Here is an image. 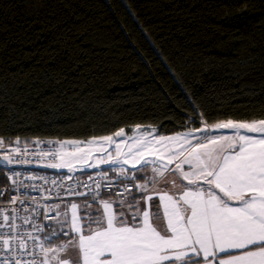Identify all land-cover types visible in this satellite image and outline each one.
<instances>
[{"label":"trees","instance_id":"1","mask_svg":"<svg viewBox=\"0 0 264 264\" xmlns=\"http://www.w3.org/2000/svg\"><path fill=\"white\" fill-rule=\"evenodd\" d=\"M193 103L264 119V0H0L5 144L171 135L201 126Z\"/></svg>","mask_w":264,"mask_h":264},{"label":"snow or ice","instance_id":"2","mask_svg":"<svg viewBox=\"0 0 264 264\" xmlns=\"http://www.w3.org/2000/svg\"><path fill=\"white\" fill-rule=\"evenodd\" d=\"M192 113L189 119L192 123L199 120L201 126L172 135H156L157 130L151 126L150 131H142L137 124L133 132L139 135L119 142L117 138L126 136L124 128L86 142H56L59 148L55 152L42 153L60 161L48 167H67L69 172L76 161L88 167H99L100 163L130 164L132 168L141 165L137 171L151 165L153 175L145 180L144 176L133 174L132 178L145 181L133 185L144 195L132 197L135 204H127L131 210L128 213L114 207L123 208V199H100L101 184L95 183L86 191L67 193L91 196V202L86 199L83 209L77 202H71L64 211L60 204L25 208L32 215L20 219L24 225H31V230L19 231L17 217L2 214L0 228L9 231L0 235V264H264V119H227L209 124L195 103ZM129 141L132 143L128 150L122 151L121 144ZM3 143L0 137V145ZM65 144L72 145L73 151H62ZM92 145H97L99 152H107L108 147L115 145L116 157L108 153L98 163L88 164ZM149 155L155 159H148ZM3 159L8 164L13 162L10 155ZM117 174L125 175V169L121 167ZM99 175L107 178V172ZM168 175L173 179L168 180ZM158 181L179 191L154 193L159 203L153 205L149 184L155 186ZM124 191L131 192V188L125 185ZM10 202L24 203L15 196ZM93 203L99 208L89 211ZM41 207L45 209L44 219L59 227L34 221L33 216L41 215ZM49 212L55 215L49 216ZM153 216L162 220L160 227L153 222ZM62 236L69 239L62 240ZM54 237L61 242L55 243ZM29 241L33 242L31 248ZM71 249L78 251L75 262L68 256Z\"/></svg>","mask_w":264,"mask_h":264},{"label":"built area","instance_id":"3","mask_svg":"<svg viewBox=\"0 0 264 264\" xmlns=\"http://www.w3.org/2000/svg\"><path fill=\"white\" fill-rule=\"evenodd\" d=\"M60 142L54 138H37L29 145L23 146H10L3 143L0 145V159L5 155H10L12 163L8 164L7 161L3 164L5 168V175L8 183L0 187V223H3L2 214L15 215L17 217L16 224L21 225L19 231L23 229L31 230V225H24L20 217L32 215L31 212H25L24 209H33L37 204L40 205H56L63 204L69 200L81 199L91 202V196L78 197L68 195L70 190L86 191L92 187L93 184H101L100 199L107 200H129L135 195L136 188L135 179L132 178L135 171L132 169H125V175H118L115 177L107 172V178L99 175L104 172H91L85 174H76L73 171L69 172L66 168H52L48 167L49 164L59 163V159L49 154L47 156L42 153H52L59 148ZM13 149H19L14 152ZM27 161V162H25ZM71 176L72 179H68ZM91 176L93 179L89 180ZM136 176V175H135ZM11 178V179H10ZM53 181H56L54 184ZM110 185V187L106 186ZM127 185L131 188V192L124 191V186ZM121 192L123 196H117L116 193ZM59 193V195H57ZM19 197L24 201L23 204H12V197ZM47 197V198H46ZM32 198H35L33 200ZM98 205L93 203L92 206ZM15 209V213H13ZM41 215L33 216L37 223L55 226L52 220H45L43 213L45 209H39ZM49 216L55 215L54 212H49ZM9 231L8 228H0V235ZM37 235H44V233H36ZM56 239L55 237L53 238ZM29 247H32V241H29ZM31 259V257H25ZM38 260L40 257H36Z\"/></svg>","mask_w":264,"mask_h":264},{"label":"crops","instance_id":"4","mask_svg":"<svg viewBox=\"0 0 264 264\" xmlns=\"http://www.w3.org/2000/svg\"><path fill=\"white\" fill-rule=\"evenodd\" d=\"M125 133H126V136L124 138H117V142H119L121 139H126L127 136L139 135V133H134L133 132V128L131 130H125ZM131 143L132 142L129 141L127 144L130 145ZM107 149L109 150V147ZM65 168L67 169V167H65ZM116 173H117V171H114V172H111L110 175L113 177V176H116ZM152 175H153V173L146 172L145 170L144 171H137L136 170V177L144 176L145 177V180H147L148 178H150ZM168 180H172V178H169L168 177ZM144 182H145L144 180H138V179H136V183H144ZM179 183L180 182L177 179V184H179ZM149 189H150L149 194H152L153 195V201L151 202L153 205L159 203V197H158V195H155L154 193L168 191L171 194V193H175V192L179 191V189H173L170 184L165 183L164 181H158L155 186H153L152 184H149ZM142 195H144V194L136 189V192H135V195L134 196L137 197V198H139ZM114 201H117V200H114ZM71 202H77L78 204L81 205V208L82 209H83V206H84V203H85V201L84 200H81V199L69 200L67 202H64L63 204H60L61 205V209L60 210L61 211H64ZM129 202H132L133 204H135V201H133L132 198H130L129 200L125 201V204H124L123 208L116 207V205H114V207L116 208V211H118V212L124 211V212L128 213V212L131 211L127 207V204ZM141 204H143V201H141ZM145 207H147V205H145ZM98 208H99V205L92 206V208L89 209V211H95ZM81 214H83V213H81ZM160 216L162 217V209H161V212H160ZM153 222L158 227H160L161 224H162V220L156 219L155 216H153ZM55 227H59V226L55 224ZM68 239H69V237L62 236V240H65L66 241ZM60 242H61V240H57V239L55 241V243H60ZM68 256L71 257V259L75 262L77 260V258H78V251L76 249H71L68 252Z\"/></svg>","mask_w":264,"mask_h":264},{"label":"rangeland","instance_id":"5","mask_svg":"<svg viewBox=\"0 0 264 264\" xmlns=\"http://www.w3.org/2000/svg\"><path fill=\"white\" fill-rule=\"evenodd\" d=\"M151 128H153V127H151ZM141 130L142 131H150V128L149 127H143L142 126V129ZM219 131L221 133H224V134H229V132H230V130H219ZM157 134L158 133L156 131V135ZM72 140H75V141H85V140H78V139H68V140H63V141H60V142L72 141ZM86 141H88V140H86ZM10 146H22V145L20 143H14V144H11ZM81 147H84V145H81ZM91 147H92L93 151H92V154H91V158L88 160V164H96V163H98V160L99 159H101V158H107L108 153H111L112 157H114V158L116 157V148H115V145H112L111 147H109V150L107 149V152H99V151H97L96 150L97 145H92ZM128 147H129L128 144H121V149L124 152H126L128 150ZM62 151H64V152H71V151H73V146L72 145H69V144H65L64 147H63V149H62ZM147 158L148 159H155V156L149 155V156H147ZM4 161H5L4 159H0V164H3V163L6 162V161L5 162ZM73 163L75 165V167L73 169V172L76 173V174H85V173H91V172H94V171H97V172L106 171L108 173H111V172H114V171H118L121 167H123L124 169H128V168L129 169H133L135 171V174H136V170L141 167V165H137L136 168H132L130 164H105V163H100L99 164V167H88L83 162L73 161ZM171 167H174V165H172ZM185 168H187V166H185ZM144 170L146 172L152 173V166L149 165L147 168L143 169V171ZM168 177L173 179V176L172 175H168Z\"/></svg>","mask_w":264,"mask_h":264}]
</instances>
